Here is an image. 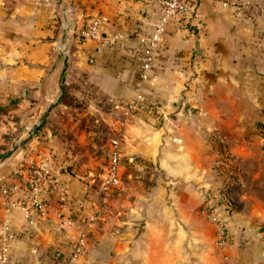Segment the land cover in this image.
I'll list each match as a JSON object with an SVG mask.
<instances>
[{"label":"crops","instance_id":"obj_1","mask_svg":"<svg viewBox=\"0 0 264 264\" xmlns=\"http://www.w3.org/2000/svg\"><path fill=\"white\" fill-rule=\"evenodd\" d=\"M263 8L264 0H199L183 25H166L141 79L142 41L158 21L155 0H0V84L25 90V132L39 123L41 108L58 101L60 80L73 70L107 97L108 116L125 119L110 120L119 131L122 179L143 183L149 176L138 191L122 185L112 190L100 215L91 165L68 170L70 161L54 149L50 129L38 128L0 163V187L18 184L23 195L25 160L45 156L53 162L54 181L82 211L61 209L54 190H47L45 217L34 210L26 217L18 209L9 212L13 263L264 264ZM95 16L107 19L102 38H80L78 31ZM63 38L65 67L58 49ZM138 95L142 108L125 116ZM60 108L56 104L47 117ZM220 149L236 160L242 188L241 207L227 219L229 241L217 249L215 225L202 210L223 170ZM132 157L151 165L152 174L124 170ZM4 207L0 197V225ZM94 212L97 218L88 221ZM79 229L87 235L84 252L69 259Z\"/></svg>","mask_w":264,"mask_h":264},{"label":"rangeland","instance_id":"obj_2","mask_svg":"<svg viewBox=\"0 0 264 264\" xmlns=\"http://www.w3.org/2000/svg\"><path fill=\"white\" fill-rule=\"evenodd\" d=\"M84 82L79 80L77 72L73 70L66 71L58 87L60 95L58 101L40 110V114H45V116L39 126L40 128L50 129V135L47 136L52 138L51 143L54 149L59 152V155L64 160L70 161L66 163L68 170L72 168L78 170L79 166L91 165L90 171L93 173L92 176L95 177L92 187L96 189L99 185L98 174L102 171L101 167L106 159V146L108 147L110 139L116 138L119 132L112 130L110 120L123 123L125 119L120 114H110L108 116V113L111 112L110 104L101 93L95 91L92 86H87ZM24 92L25 90L23 89L16 90L11 86L0 84V98H4L3 95H8V97L5 96V100H0V163L12 155L6 156L8 151L22 145L29 137L26 136V128H24L26 124L23 121V115L30 106L27 107L20 100ZM60 97H62V101H60ZM56 104L61 105L60 110H64V113L60 114V110L56 112L55 109L50 119L47 116ZM105 114L107 116L103 117ZM57 125L63 126L61 131L57 129ZM218 156V166L222 165L223 170L218 173L220 178L218 177L215 185L210 187L213 192L206 193L205 199L210 197L214 203H217L219 200L217 197L218 193L224 189L237 201L238 211L241 207L240 189L242 184L236 175V170H238L236 160L234 161L230 154L222 149H220ZM129 174L134 176L135 172L130 170ZM122 176H124L123 172ZM145 176L143 183L133 179H126L123 183L120 180L118 187L122 185L126 190H135L137 188L138 191V188L142 185L144 186L148 181V173ZM136 179L139 178L136 177ZM139 180L141 181V179ZM94 198L97 212H100L101 215L106 203L103 201V195L98 189L94 192ZM124 203L127 204L126 199Z\"/></svg>","mask_w":264,"mask_h":264},{"label":"built area","instance_id":"obj_3","mask_svg":"<svg viewBox=\"0 0 264 264\" xmlns=\"http://www.w3.org/2000/svg\"><path fill=\"white\" fill-rule=\"evenodd\" d=\"M199 0H155L156 9L158 12V21L152 28L149 35L142 41L140 50V78L144 79V72L147 71L153 62L155 55L161 43V36L169 22L176 25H183L193 15ZM264 9V8H263ZM106 17L95 16L85 21L84 25L78 31V36L82 39L99 40L102 38L101 31ZM63 30L69 31L70 23L67 22L62 25ZM59 51L66 53L67 39L63 38L58 47ZM140 96H136V101L129 103L124 115L128 116L137 109H141L142 105L139 103ZM131 159L126 160L129 164ZM123 165L122 158L118 150V141L115 138L109 141V155L107 161L101 171L98 190L105 198L113 189L120 184V167ZM24 184L23 195L20 193V186L18 184H8L0 187V197L5 202L4 212L5 217L0 225V264H15L9 257V243L13 238V234L8 225L7 214L14 209H18L24 213L26 217L30 210H34L38 217L42 218L46 215V196L47 190L50 192L54 190L57 196V201L62 209L63 207H74L76 213L82 211V204L71 200L65 188L54 181L55 169L50 158L45 156L28 157L24 162ZM18 193L22 197H18ZM48 197V196H47ZM218 197V196H217ZM219 199V198H218ZM203 206V213L208 221L215 225V247L221 249L228 243L227 233V219L232 214L228 212V199H220L214 203L210 197L205 199ZM97 213H91L88 221L95 220ZM57 218L61 219L62 212L57 213ZM85 220V218H84ZM86 232L79 229L76 237L70 245L68 252L69 259H78L83 255L86 245Z\"/></svg>","mask_w":264,"mask_h":264},{"label":"trees","instance_id":"obj_4","mask_svg":"<svg viewBox=\"0 0 264 264\" xmlns=\"http://www.w3.org/2000/svg\"><path fill=\"white\" fill-rule=\"evenodd\" d=\"M93 88V87H92ZM94 90L95 91H97L95 88H94ZM98 92V91H97ZM98 93H100V92H98ZM102 96L106 99V101L109 103V101H108V99H107V97L105 96V95H103L102 94ZM14 101V100H13ZM60 101H62V97H60ZM110 104V103H109ZM40 128V127H39ZM38 130L39 129H37L32 135H30L24 142H27L30 138H31V136H34V135H37V132H38ZM105 152H106V159H105V161H104V163H103V165H102V169H103V167H104V164L106 163V160H107V157H108V155H109V143H108V147L106 146V150H105ZM134 164H137L139 167H140V170H137L138 168H135L134 167ZM126 168L128 169V170H126V171H129L130 172V170H133L135 173H139V171H143V170H146V171H149L150 170V173L152 172V171H154V170H152V169H150L151 168V165H148V163L147 162H145L144 160H142L141 158H138V157H132V159H131V161H130V163L129 164H127V166H126ZM101 169V170H102ZM120 180H121V182H123L124 181V178L122 179V176L120 175ZM218 198H219V200L220 199H228V201H229V206L227 207V209H228V212L229 213H234L235 211H237V201L235 200V199H233L230 195H229V193L227 192V191H225L224 189H222V192H220V193H218ZM218 202H220V201H218Z\"/></svg>","mask_w":264,"mask_h":264},{"label":"water","instance_id":"obj_5","mask_svg":"<svg viewBox=\"0 0 264 264\" xmlns=\"http://www.w3.org/2000/svg\"><path fill=\"white\" fill-rule=\"evenodd\" d=\"M63 36H64V33H63ZM63 66L65 67L66 66V53H64V59H63ZM64 67L61 71V75L62 73L64 72ZM60 75V76H61ZM57 101V99H56ZM45 114L43 115V117L40 119L39 123L37 125H34L27 133H26V136H29L30 134H32L34 131H36L38 128H39V125L42 123V120L44 118ZM19 146H16L14 147L13 149H11L10 151H8V153L6 154V156L12 154Z\"/></svg>","mask_w":264,"mask_h":264}]
</instances>
